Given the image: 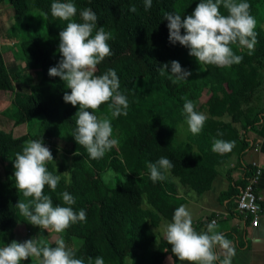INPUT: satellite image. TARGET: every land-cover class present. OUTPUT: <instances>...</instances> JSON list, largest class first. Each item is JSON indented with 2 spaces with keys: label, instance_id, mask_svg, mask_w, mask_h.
Here are the masks:
<instances>
[{
  "label": "trees",
  "instance_id": "16d2710c",
  "mask_svg": "<svg viewBox=\"0 0 264 264\" xmlns=\"http://www.w3.org/2000/svg\"><path fill=\"white\" fill-rule=\"evenodd\" d=\"M53 2L0 0V8L8 3L13 11V23L2 34L3 41L15 51L17 61L24 63V72L16 65L13 72L0 51V91L14 95L2 116L16 127L30 128L20 137L0 129V163L4 170L5 165H12V174L6 172L0 180V247L20 242L16 237L19 226H32L15 206L25 198L15 188L13 160L26 141L40 140L51 148L54 158L47 164L48 170L55 175L67 172L61 175L55 191L45 186L44 194L52 197L53 206H67L61 196L67 191L76 201L71 207L86 212L85 221L64 231V237L73 241L71 250L76 258L84 259L85 264L89 257L97 256L103 257L105 264H127V260L131 264H166L167 260L179 264L165 237L157 240L154 233L163 220L171 222L176 208L186 202L173 191L171 177L186 191L201 195L211 188L217 167L228 158L227 153L212 151L213 138L240 140L248 146L246 133L264 136V110L250 104L264 86V0H244L257 21V43L251 51L232 45L243 60L228 67L200 64L189 55V49L169 42L165 13L190 15L201 0H152L148 10L144 0H71L77 6V22L79 12L90 8L98 17L97 29L103 27L111 33V55L97 66L96 75L114 69L119 91L128 101L126 114L118 117L111 116L108 104L95 111L98 117L111 120L113 138L118 140L96 160L72 137L76 126L73 117L79 107L64 102L63 95L70 90L59 77L48 74L61 59L59 33L67 23L51 15ZM133 5L137 9L134 13L129 11ZM221 12L227 14L223 8ZM173 60L191 72L188 79L174 82L169 74H159L160 65ZM23 77L29 82L26 88L18 82L17 89L16 82ZM185 98L193 101L207 120L198 134L190 132L186 141L178 142L177 127L186 123ZM225 116L230 119L224 121ZM242 129L245 134L240 138ZM218 130L222 136H217ZM60 133L71 136L69 147L55 146ZM61 152L62 158L57 159ZM161 157L168 158L174 167L164 173L163 180L153 182L147 165ZM246 168L245 179L254 171L252 166ZM111 172L116 184L108 182L111 177L105 178ZM233 193L231 188L227 197ZM144 200L148 208L143 207ZM43 241L56 246L46 238ZM40 259L30 257L21 264H40Z\"/></svg>",
  "mask_w": 264,
  "mask_h": 264
},
{
  "label": "clouds",
  "instance_id": "9594fccd",
  "mask_svg": "<svg viewBox=\"0 0 264 264\" xmlns=\"http://www.w3.org/2000/svg\"><path fill=\"white\" fill-rule=\"evenodd\" d=\"M145 10L152 7V0H144ZM250 4L244 0H201L190 15L165 13L168 21L169 42L179 43L189 49V55L200 64L228 67L242 62L243 57L233 51L232 45L251 51L257 43L255 31L257 21L250 14ZM221 8L227 14H222ZM130 12H136L133 5ZM51 15L65 21L66 27L59 33L58 53L61 59L56 66L49 69L50 77H59L66 89L63 100L73 107H79L75 116V129L72 137L78 145L83 146L93 160L103 158L118 140L113 138L111 120L98 117L95 113L101 105L108 104L112 117L126 114L128 101L120 93V82L114 69H108L102 75H96L97 66L111 55L108 41L111 33L103 27L97 29V15L86 8L77 16V6L71 0H54ZM183 30V32H182ZM95 33V34H94ZM161 76L169 74L174 82L186 80L191 72L182 68L179 61H170L160 65ZM183 112L186 122L193 134H198L204 127L207 117L196 110L193 101L185 98ZM223 133L217 131V136ZM235 146L234 141L213 138L212 151L220 154L229 153ZM54 161L52 152L44 141L28 140L17 152L14 165L15 188L25 200L19 199L15 205L20 215L30 225L43 230L63 233L72 224L86 220V212H78L71 207L74 197L67 191L61 194L64 205L53 206L50 195L44 194L45 186L55 191L61 175H55L47 168ZM153 182L163 180L164 173L174 165L161 157L147 165ZM30 198V199H29ZM216 221L206 226V231L197 232L193 227V218L185 205L174 211L172 221L167 224L164 236L171 246L172 254L185 264H232L234 250L226 236L216 230ZM226 250L223 259L216 248ZM30 257H38L40 264H85L84 259L76 258L74 252L67 248L63 239L56 246H49L41 238H31L23 242L12 241L0 247V264H21ZM88 264H105L103 257H89Z\"/></svg>",
  "mask_w": 264,
  "mask_h": 264
},
{
  "label": "crops",
  "instance_id": "0c3cea01",
  "mask_svg": "<svg viewBox=\"0 0 264 264\" xmlns=\"http://www.w3.org/2000/svg\"><path fill=\"white\" fill-rule=\"evenodd\" d=\"M245 138L249 145H243L240 140L235 142L226 162L217 168L218 175L211 188L201 195L189 192L183 205H189L186 208L197 232L206 231L207 224L216 220V230L226 236L234 250L232 264H264V218L258 227L252 228L249 222L244 226L236 212V196L245 179L246 167L257 163L264 171V136L248 132ZM231 188L235 193L227 197ZM173 191L178 196L184 195L175 188ZM256 191L264 207V173ZM216 252L221 259L226 255V250L219 247Z\"/></svg>",
  "mask_w": 264,
  "mask_h": 264
},
{
  "label": "rangeland",
  "instance_id": "374dc122",
  "mask_svg": "<svg viewBox=\"0 0 264 264\" xmlns=\"http://www.w3.org/2000/svg\"><path fill=\"white\" fill-rule=\"evenodd\" d=\"M12 16H13V11H12L11 6L8 3L5 4L2 8H0V44H1L0 51L2 53V56H3L7 66L9 68V70L14 72L15 71L14 66L16 65V67H19V69L24 72V70H23L24 69V63L17 61L15 51L8 49V44H6L3 41L4 39L2 38V34L5 33L6 29H8L13 23ZM18 82L23 83L24 88H26L25 85H26V82H29V78L23 77L22 79L18 80L16 82V84H17L16 87L19 86ZM17 89H19V87ZM263 89H264V86L259 91H257L255 93L250 104L252 106L258 107L259 109L262 108L264 110ZM13 97H14V95L12 92L0 91V129L7 131V132H10V133H13V135L15 137H20V136H23L25 134H28L30 132V128H28L27 125H21V126L16 127L14 125V122L11 119L2 116L3 111L11 105ZM229 119H230V117H228V116H225L223 118L224 121H228ZM190 132L191 131L189 130L187 122L182 123L177 127L175 139L178 142L186 141L188 139ZM249 133H250V135L252 134L251 132H249ZM244 134H245V132L243 131V129L239 131L240 138H242L243 137L242 135H244ZM70 141H71V136L69 134L60 133L56 137L54 144H55V146H57L61 149H64L66 147H69ZM49 149L51 151V148H49ZM61 151H63V150H61ZM61 154H62V152L58 155L57 159L62 158ZM220 169H219V171H220ZM217 171H218V169H217ZM6 172L9 174H12V165L11 164L5 165V170H4L1 163H0V180L4 179ZM111 173L105 174V178L110 179V177H111V181H108V182L116 184V176L113 173H112L113 177L110 176ZM171 182L174 183V186L178 192L184 193V195H183L184 197H187V196L189 197V191H186L185 188L181 186V184L179 183V181L177 179L171 177ZM143 207L148 208V205H147L145 200L143 202ZM186 207H189V205H187ZM168 223H170V222L167 220H163V222L159 225V227L154 230V233L157 237V240L164 237V232H165V229H166V226ZM16 237L20 242H23V241H25L27 239H31V238H36V237L42 238V239L46 238L47 240H50L52 242H57L58 240L63 239L67 248L71 249L72 247H74V246H72L73 241H71L69 237H64V232L63 233H55L53 231H47V230H43V229L40 231H35V229L32 226H19L18 229L16 230ZM71 242H72V244H71ZM157 244H158V242L152 246L153 250L157 248ZM127 264H131L130 260H127ZM166 264H172L171 260H167ZM179 264H185V262L179 261Z\"/></svg>",
  "mask_w": 264,
  "mask_h": 264
},
{
  "label": "built area",
  "instance_id": "2783aa9c",
  "mask_svg": "<svg viewBox=\"0 0 264 264\" xmlns=\"http://www.w3.org/2000/svg\"><path fill=\"white\" fill-rule=\"evenodd\" d=\"M249 166H252L254 171L246 177L245 185L239 190L236 198V212L244 226L249 222L250 227L256 228L264 218L262 198L256 191L264 171L257 163H252ZM214 221L216 220L214 219Z\"/></svg>",
  "mask_w": 264,
  "mask_h": 264
}]
</instances>
